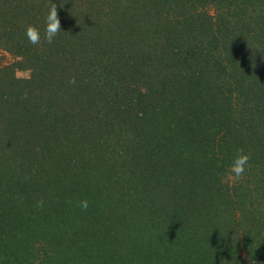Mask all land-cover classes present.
Listing matches in <instances>:
<instances>
[{
    "label": "trees",
    "instance_id": "1",
    "mask_svg": "<svg viewBox=\"0 0 264 264\" xmlns=\"http://www.w3.org/2000/svg\"><path fill=\"white\" fill-rule=\"evenodd\" d=\"M0 49V264H264V0H0Z\"/></svg>",
    "mask_w": 264,
    "mask_h": 264
},
{
    "label": "clouds",
    "instance_id": "2",
    "mask_svg": "<svg viewBox=\"0 0 264 264\" xmlns=\"http://www.w3.org/2000/svg\"><path fill=\"white\" fill-rule=\"evenodd\" d=\"M61 32V24L58 17L57 6L54 3H51L48 8V13L46 16V23L43 33V42L51 44L57 35ZM25 37L28 42L32 45L41 44V32L34 25H28L25 28ZM70 84L75 83V78L69 80ZM250 157L243 149H237L236 154L232 157L231 163L228 165L227 171L225 173V178L230 180L232 183H235L241 180L249 167ZM43 201L37 202V207H42ZM83 210H87L88 202L82 200L77 205Z\"/></svg>",
    "mask_w": 264,
    "mask_h": 264
},
{
    "label": "rangeland",
    "instance_id": "3",
    "mask_svg": "<svg viewBox=\"0 0 264 264\" xmlns=\"http://www.w3.org/2000/svg\"><path fill=\"white\" fill-rule=\"evenodd\" d=\"M12 61H13V57L8 52L0 49V64H4V63H7V62H12ZM15 75L17 77H19V78H28L30 76V71L27 70V69H16ZM140 192H141L140 190L135 189V188H130V189H128L127 187L123 188L122 197L128 199L129 202H130V204L127 205V207L139 201V200H137V197L140 195ZM128 193H131V196H129ZM32 206H33V203H30L29 204L30 209H31ZM124 206H126V204ZM102 221H106V218L105 217L102 218ZM84 223H85L84 227L85 226H91L90 223H88L87 221L84 222ZM137 235L135 237H132V241L133 242L137 241V242L140 243V241H138L136 238L139 237V240H142V238H144L145 236L142 233H139ZM123 237H121V238H123ZM7 264H13V263H7Z\"/></svg>",
    "mask_w": 264,
    "mask_h": 264
}]
</instances>
